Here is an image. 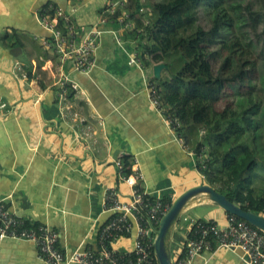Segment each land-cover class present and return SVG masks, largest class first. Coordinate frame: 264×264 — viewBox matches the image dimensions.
Segmentation results:
<instances>
[{
  "label": "crops",
  "instance_id": "1",
  "mask_svg": "<svg viewBox=\"0 0 264 264\" xmlns=\"http://www.w3.org/2000/svg\"><path fill=\"white\" fill-rule=\"evenodd\" d=\"M48 6H78L75 24L84 32L109 15L107 0H0V201L30 223L56 231L67 256L98 253L99 232L114 216L103 210L105 193L115 190L125 203L132 199V187L118 170L124 159L132 175L142 176V192L172 204L207 183L193 147L166 126L150 105L142 73L129 65L125 49L136 52V43L125 34L134 22L129 30L113 19L101 26L118 31L123 44L111 33L102 35L95 65L83 74L44 47L49 32L40 15ZM146 70L152 76L153 67ZM62 83L69 89L65 94ZM194 220L226 226L228 213L205 195L192 199L173 229V261L182 256ZM134 243L132 233L113 248L129 252ZM0 264L44 263L33 244L6 239ZM193 264L245 263L242 252L220 249L205 251Z\"/></svg>",
  "mask_w": 264,
  "mask_h": 264
},
{
  "label": "trees",
  "instance_id": "2",
  "mask_svg": "<svg viewBox=\"0 0 264 264\" xmlns=\"http://www.w3.org/2000/svg\"><path fill=\"white\" fill-rule=\"evenodd\" d=\"M153 1L127 0L114 23L128 14L135 27L125 38L136 43L145 68L167 66L168 76L155 81L206 183L244 210L264 215V195H256L252 177L264 161L260 61L252 59L253 33L264 26V9L241 8L231 0ZM200 11L210 28L199 25ZM226 96L235 100L218 109ZM123 173L131 174L129 159L123 160Z\"/></svg>",
  "mask_w": 264,
  "mask_h": 264
},
{
  "label": "built area",
  "instance_id": "3",
  "mask_svg": "<svg viewBox=\"0 0 264 264\" xmlns=\"http://www.w3.org/2000/svg\"><path fill=\"white\" fill-rule=\"evenodd\" d=\"M107 2L109 15L101 17L99 23L86 32L75 24L74 16L80 9L78 6L69 10L53 6L44 8L40 22L48 30L49 37L43 40V44L46 49L59 55L61 65L70 62L75 71L89 74L95 65V53L102 35L111 33L119 45L123 44L122 35L118 31H106L101 26L112 22L111 19L114 21V14L123 10L121 7H125L127 0ZM127 18L128 14L125 12L117 18L122 30L132 28V22H128ZM125 51L129 57V65L135 66L142 73L150 105L170 131L177 133L180 121L163 104L162 90L154 75H148L140 51ZM18 74L22 78L27 77L22 67H18ZM61 87L63 94L69 91L66 83H62ZM74 116L75 119L78 118V114ZM80 118L82 123L85 122L83 117ZM117 165L121 179L132 187V199L125 203L115 190L105 193L103 210L113 213L114 216L99 232L98 253L92 250L75 251L67 256L58 247L60 237L56 231L47 226L34 225L18 216L9 208L6 200L0 201V244L6 239L31 243L37 248L39 259L44 264H159L155 259V241L160 223L173 204L142 192L138 188V179L142 180V176L125 175L123 164ZM135 227L137 233L132 251L115 250L113 243L120 237L132 235ZM220 249L242 252L245 264H264V232L234 215H228L226 226L214 221L194 220L182 256L173 264H193L205 251L214 252Z\"/></svg>",
  "mask_w": 264,
  "mask_h": 264
},
{
  "label": "water",
  "instance_id": "4",
  "mask_svg": "<svg viewBox=\"0 0 264 264\" xmlns=\"http://www.w3.org/2000/svg\"><path fill=\"white\" fill-rule=\"evenodd\" d=\"M167 69L165 64L153 66V75L157 81L163 79L162 73ZM205 195L211 202L222 208L227 213L237 216L255 228L264 232V215L255 214L244 210L240 205L231 202L225 195L216 191L210 185H202L187 191L179 197L172 205V208L160 223L157 238L155 241V255L159 264H173L171 253V237L173 229L179 221L185 206L194 198ZM114 215V214H113ZM137 229L134 228L133 235L136 237Z\"/></svg>",
  "mask_w": 264,
  "mask_h": 264
},
{
  "label": "rangeland",
  "instance_id": "5",
  "mask_svg": "<svg viewBox=\"0 0 264 264\" xmlns=\"http://www.w3.org/2000/svg\"><path fill=\"white\" fill-rule=\"evenodd\" d=\"M154 1H165V0H154ZM231 1L236 5H241V8H245L249 6L251 9H258V10L264 9V0H231ZM133 8L135 9V7ZM252 24L253 23L250 22V26H252ZM199 25L206 29L210 28L211 25L209 18H207V16L202 11H200ZM263 33H264L263 25L259 27L257 32L253 33V39L256 41L257 46L256 49L253 50L252 52V56H253L252 59H257L258 61H260V72L257 75V92L259 93L260 97L263 100V105L261 107V112L259 116L264 123V35ZM215 68H216V64H214V70ZM233 92L234 91L232 89H228V93L230 96L234 95ZM230 96H226L222 100V102L218 106V109L223 110L228 104H230L232 101L235 100L233 97ZM252 177L254 179V189L256 195L259 197L263 196L264 195V161L259 160V166L255 171V173L252 175Z\"/></svg>",
  "mask_w": 264,
  "mask_h": 264
}]
</instances>
